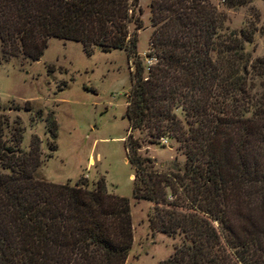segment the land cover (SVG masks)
I'll return each instance as SVG.
<instances>
[{
  "label": "trees",
  "instance_id": "16d2710c",
  "mask_svg": "<svg viewBox=\"0 0 264 264\" xmlns=\"http://www.w3.org/2000/svg\"><path fill=\"white\" fill-rule=\"evenodd\" d=\"M148 6V64L136 53L138 0H0V52L35 61L51 37L77 41L86 54L126 50L133 69L123 149L132 197L153 203L150 230L181 236L157 264H264V84L255 83L264 57L251 60L243 47L251 32L228 29L208 0ZM6 110L0 106V264H124L129 199L109 193L102 177L88 188L84 178L39 176V139L32 135L23 151L21 122ZM43 120L52 152L53 112ZM164 137L185 155L181 173H158L139 152Z\"/></svg>",
  "mask_w": 264,
  "mask_h": 264
},
{
  "label": "rangeland",
  "instance_id": "374dc122",
  "mask_svg": "<svg viewBox=\"0 0 264 264\" xmlns=\"http://www.w3.org/2000/svg\"><path fill=\"white\" fill-rule=\"evenodd\" d=\"M226 14L224 26L251 32L243 43L251 60L264 57V0H208ZM149 0H138L142 28L137 30L136 53L143 64L149 50ZM133 24L129 31H133ZM131 59L124 49L86 54L77 41L49 38L38 60L2 58L0 52V106L8 109L9 120L18 117L23 127L21 149L28 151L32 135L39 139V176L55 183L73 184L84 178L91 188L104 178L109 193L129 199L132 244L126 264H156L165 259L181 236H167L148 227L147 213L153 203L132 197L133 169L125 159L123 140L128 133L123 117L130 89ZM146 69L144 74H146ZM264 84V76L255 83ZM28 101L30 110L24 109ZM53 112L57 123L55 149L44 116ZM182 117L179 109L176 110ZM5 136L7 133L5 132ZM145 137L144 132H134ZM170 138L158 143L144 142L139 152L153 160L158 173L183 171L185 155ZM0 171L6 172L0 167ZM168 202L173 199L167 189Z\"/></svg>",
  "mask_w": 264,
  "mask_h": 264
},
{
  "label": "crops",
  "instance_id": "0c3cea01",
  "mask_svg": "<svg viewBox=\"0 0 264 264\" xmlns=\"http://www.w3.org/2000/svg\"><path fill=\"white\" fill-rule=\"evenodd\" d=\"M171 253H172V252H171ZM171 253H170V254H171ZM168 256H169V255H168ZM127 260H128V257L126 258V261H125V263H124V264H126V263H127ZM159 261H160V260H159ZM157 262H158V261H157ZM157 262H156V264H157Z\"/></svg>",
  "mask_w": 264,
  "mask_h": 264
},
{
  "label": "built area",
  "instance_id": "2783aa9c",
  "mask_svg": "<svg viewBox=\"0 0 264 264\" xmlns=\"http://www.w3.org/2000/svg\"><path fill=\"white\" fill-rule=\"evenodd\" d=\"M149 61H151V59H149ZM150 63V62H147V64Z\"/></svg>",
  "mask_w": 264,
  "mask_h": 264
}]
</instances>
